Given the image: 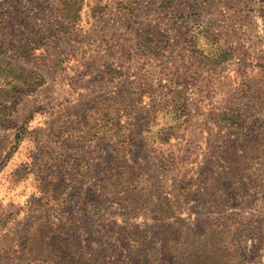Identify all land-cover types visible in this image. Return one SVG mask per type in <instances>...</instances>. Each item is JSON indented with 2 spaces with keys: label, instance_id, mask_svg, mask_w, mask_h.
Segmentation results:
<instances>
[{
  "label": "rangeland",
  "instance_id": "1",
  "mask_svg": "<svg viewBox=\"0 0 264 264\" xmlns=\"http://www.w3.org/2000/svg\"><path fill=\"white\" fill-rule=\"evenodd\" d=\"M260 140L264 0H0V264H264Z\"/></svg>",
  "mask_w": 264,
  "mask_h": 264
},
{
  "label": "trees",
  "instance_id": "2",
  "mask_svg": "<svg viewBox=\"0 0 264 264\" xmlns=\"http://www.w3.org/2000/svg\"><path fill=\"white\" fill-rule=\"evenodd\" d=\"M195 52H196V54H202V52L199 53V51H196V50H195ZM205 57L207 58L206 60L208 61V63H210L212 66H218L219 64H222V63L229 61L231 59L230 53L228 51L222 50V49L214 50L212 52V54H210V55L205 54ZM104 70H105L106 74L114 73L113 70L110 68H105ZM102 95H103V97L108 99V100L105 99L106 102H109V103L113 102L114 103V101H112V98H111L113 96H110L111 94L105 93ZM101 103H102V105L104 104L101 100L97 99L96 102L94 103L93 107H92V110L93 111L99 110V108L101 107L100 106ZM177 105L178 104L173 102V100H171L169 98H165L156 104V106L151 111V113L156 112V117H158V112H160L163 116V117L162 116L161 117L165 123H167V120L168 121L172 120L173 113H174L173 116L175 117L174 119H180V117H182V119L185 120L184 122H187L189 119L188 109L185 106H180L178 109L179 105L178 106ZM165 117L168 119H165ZM211 119L214 120L215 122L226 124V125H229L232 127L233 126L242 127L245 124V121L247 119V115L238 108H225V109L214 110L211 114ZM184 122L179 120L178 123L177 122H174V123H176L177 126H180V125L184 124ZM154 126H156V124H154L153 126H150V127L153 128ZM151 131L152 130L150 129V131L148 132V136H150L154 133ZM155 133H158V132H155ZM258 145L260 146V149L264 148V140H260ZM237 150H240V148L238 147ZM237 152H240V151H237ZM232 158L235 159V157H232ZM231 161L232 160L229 157L218 158V159L214 160L212 165H211V168L213 169V173H215V174L221 173L222 171L228 169L231 166ZM238 165H239V163H238ZM246 182L244 181V178H243V183H245L247 185L248 183H246ZM247 186L245 188H243V194H246V195L250 191V189H249L250 186L249 185H247ZM211 226L213 227L211 232L212 233L216 232L215 234H218V232L215 230V228L216 229L218 228L217 225L211 224ZM209 236H211L214 239V241L208 242L209 248L211 249V251H210L209 261L207 264H228L227 261L224 262V258H226V257L229 259V261L232 264H244V260L242 259V255H241L240 251H238V248L234 249V254H235V258H236V259H234L231 252H229V248H228L227 242L225 240H221V242H220L214 236H212V235H209ZM133 246H136V247H133ZM138 246H140V248H143L144 244L141 243V241L137 240L136 238L135 239H133L132 237L128 238V245H127L128 251L131 252L132 251V249H130L131 247L138 248ZM222 248H225V255H224V250ZM136 251H137V249H135V253H136ZM186 260H188V262H191V260H189V259H186ZM186 260L185 261L181 260V262H178V263H175V261H174L171 264H187ZM232 261H234V262H232ZM153 262L156 263V260L154 259ZM150 264H152V263L150 262Z\"/></svg>",
  "mask_w": 264,
  "mask_h": 264
}]
</instances>
